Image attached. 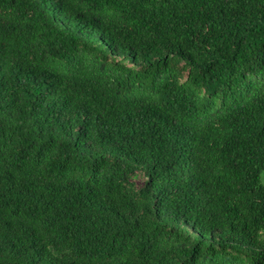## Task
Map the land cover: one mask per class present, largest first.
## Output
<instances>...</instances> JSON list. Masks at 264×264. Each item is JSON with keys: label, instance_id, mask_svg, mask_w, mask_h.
I'll list each match as a JSON object with an SVG mask.
<instances>
[{"label": "trees", "instance_id": "16d2710c", "mask_svg": "<svg viewBox=\"0 0 264 264\" xmlns=\"http://www.w3.org/2000/svg\"><path fill=\"white\" fill-rule=\"evenodd\" d=\"M263 172L264 0H0V264H264Z\"/></svg>", "mask_w": 264, "mask_h": 264}, {"label": "rangeland", "instance_id": "374dc122", "mask_svg": "<svg viewBox=\"0 0 264 264\" xmlns=\"http://www.w3.org/2000/svg\"><path fill=\"white\" fill-rule=\"evenodd\" d=\"M138 182L141 183L142 179H139ZM261 182L264 183V172L261 175Z\"/></svg>", "mask_w": 264, "mask_h": 264}, {"label": "bare ground", "instance_id": "6f19581e", "mask_svg": "<svg viewBox=\"0 0 264 264\" xmlns=\"http://www.w3.org/2000/svg\"><path fill=\"white\" fill-rule=\"evenodd\" d=\"M107 42H109V41H107ZM74 43V42H73ZM76 44V43H75ZM123 50V49H122ZM74 53V52H73ZM76 58V57H75ZM72 71V70H71ZM71 73V72H70ZM62 103V102H61ZM88 127V126H87ZM102 130V129H101ZM88 137V136H87ZM195 227V226H194Z\"/></svg>", "mask_w": 264, "mask_h": 264}]
</instances>
